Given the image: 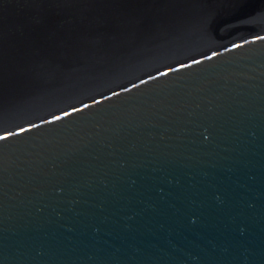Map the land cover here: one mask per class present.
Segmentation results:
<instances>
[{
  "label": "water",
  "instance_id": "obj_1",
  "mask_svg": "<svg viewBox=\"0 0 264 264\" xmlns=\"http://www.w3.org/2000/svg\"><path fill=\"white\" fill-rule=\"evenodd\" d=\"M168 8L0 110V264H264V0Z\"/></svg>",
  "mask_w": 264,
  "mask_h": 264
},
{
  "label": "bare ground",
  "instance_id": "obj_2",
  "mask_svg": "<svg viewBox=\"0 0 264 264\" xmlns=\"http://www.w3.org/2000/svg\"><path fill=\"white\" fill-rule=\"evenodd\" d=\"M43 1L0 0V110L33 100L44 80L46 89L69 80L57 65H70L73 59L78 65L94 64L96 44L98 48L117 40L133 41L131 32L152 23L153 15L159 16L157 10L151 14L147 8H168L165 0ZM170 1L175 17H183L212 14L241 0H202L201 5L195 0Z\"/></svg>",
  "mask_w": 264,
  "mask_h": 264
},
{
  "label": "rangeland",
  "instance_id": "obj_3",
  "mask_svg": "<svg viewBox=\"0 0 264 264\" xmlns=\"http://www.w3.org/2000/svg\"><path fill=\"white\" fill-rule=\"evenodd\" d=\"M48 1H50V0H45V1H43V3H45V2H48ZM9 2H12V1H9ZM67 4V3H66ZM65 4V5H66ZM10 5V4H9ZM12 5V4H11ZM69 5V4H68ZM68 5H66V6H68ZM71 5V4H70ZM32 7V6H31ZM34 7V6H33ZM37 18H39V21H43V19H40L41 17H39V16H37Z\"/></svg>",
  "mask_w": 264,
  "mask_h": 264
}]
</instances>
